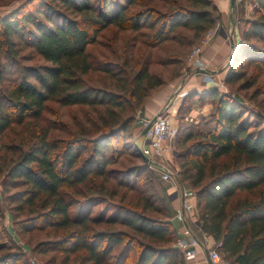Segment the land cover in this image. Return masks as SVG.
I'll return each instance as SVG.
<instances>
[{"label": "trees", "instance_id": "obj_1", "mask_svg": "<svg viewBox=\"0 0 264 264\" xmlns=\"http://www.w3.org/2000/svg\"><path fill=\"white\" fill-rule=\"evenodd\" d=\"M251 1L259 10L244 21L232 65L249 61L261 67L264 62V0ZM99 3L26 0L0 19V139L14 126L40 118L48 102L88 108L80 110L83 117L67 138L52 139L44 126L13 133L8 140L20 143L15 147L0 145L5 148L0 166L5 200L20 234L46 227L67 231L61 239L39 242L36 254L83 250L80 264H187L177 246L168 196L155 186L140 188L128 204L123 195L109 217L87 212L71 218V203L60 190L69 187L97 203L105 197L114 200L120 187L136 190L132 178L149 168L140 153L145 164L139 168L110 166L122 156L120 140L124 145L134 137L137 126L130 129L136 110L165 81L149 72L148 62L137 73L129 72L131 78L110 63L95 65L88 46L99 33L108 26L130 30L142 37V44L157 48L186 28L195 31L198 42L216 25L218 8L214 0H175L166 11L147 8L140 0ZM136 4L141 8L132 11ZM26 50L42 62L18 61L29 59L22 54ZM94 70L119 75L115 89L88 84L84 76ZM238 74L233 66L227 82L240 79ZM206 96L213 110L180 125L174 139L180 181L196 190L201 230L221 243L223 256L232 264H264V116L245 110L236 96L217 88ZM134 146L138 150L137 142ZM9 151L16 157H8ZM1 251L0 264H27L22 254Z\"/></svg>", "mask_w": 264, "mask_h": 264}, {"label": "rangeland", "instance_id": "obj_2", "mask_svg": "<svg viewBox=\"0 0 264 264\" xmlns=\"http://www.w3.org/2000/svg\"><path fill=\"white\" fill-rule=\"evenodd\" d=\"M25 1L26 0H0V19L8 15L11 10L16 9ZM92 1H94L95 4H100L99 0ZM140 1L141 5L152 10L160 9L161 11H166L170 4H172L175 0ZM141 5L136 4L131 10H138L141 8ZM254 5L255 3L253 1L245 0L241 2L239 6H235V27L239 34L244 26V21L251 16H254V13L259 10V8L257 6L254 7ZM62 10L66 11V14H72L70 13V10ZM218 15V12L215 13V16H217L216 21ZM72 16H74V14H72ZM214 27H216V25ZM177 33V39L167 41L159 47L154 48L142 44V37H140V35L136 32H132L130 30H120L114 26H108L99 33L97 41L88 46V52L93 62H95V65L101 66L102 63H110V68H118L116 71L120 70L122 74L127 73V77L129 75L131 78L129 72L137 73L140 70L139 68L145 62H148L149 72L158 79L161 78L165 81L164 85L155 88L151 92V95L147 98L144 106L136 110V122L132 125L130 131L133 126H137L136 128H138V126L141 125L142 119L145 118V106H148L150 101L156 97V95L161 94L162 90L173 82L176 83L175 91H173L174 94L166 98V101L160 105V108L168 103L172 98V104L174 106L170 110V113L174 119L177 129L180 128V125L195 122L203 116L196 114V112L205 110H209V112H211L213 110V100L209 96H206L211 89L208 88L201 92L191 90V88H186L185 86V84L187 85L191 80L189 76L194 74L196 71V68L187 66L185 62L188 53L197 42L194 38L195 31L193 29L180 28ZM22 54L24 56L29 55L30 57L29 59L20 57L18 58V61L20 62H27V64L42 62L40 58L35 57L32 53H30V50L23 51ZM261 65V67H258L255 63L249 61L239 62L238 64L232 65V62L230 61L226 76L231 72L234 66L237 72H239L238 75L240 79L229 83L227 82L225 76L216 82V86L217 90L220 92L236 96L245 110L254 111L264 116V62H262ZM118 76L119 75L113 77L109 73L94 70L93 72L86 74L84 78L90 85L102 88L104 87L107 89H115L114 86L118 85ZM252 80L255 82L251 84ZM120 82L121 81H119V83ZM181 91H185L186 94L176 100L179 92ZM201 95L203 96L201 97ZM81 109L85 112L88 108L85 106H64L55 101L48 102L46 110L40 118L31 120L23 126H14L11 131H7L0 139V145H3L4 142H10L8 139L14 138L15 135L13 133H18L19 130L24 129L28 131V129L35 128L38 131H41L44 126L50 128L49 136L52 139L67 138V132L75 129L77 120H80L83 117V113L80 112ZM136 128H133V139H126V143L124 145H122L124 141L120 140L119 150L123 152L122 156L115 164L111 165L110 168L127 170L131 167L139 168V166H143V164H145L144 161H142V158L139 157L140 152H137L139 151V148L137 150L134 146L136 142H138V146L140 148L144 144L143 139L141 138H144V136H142ZM9 144L14 145L13 147H15V145L20 143L12 141ZM4 152L5 148H1L0 166L5 164V162H3ZM15 155L16 154L12 151L7 153V156L10 158L16 157ZM176 155L172 160L173 164L180 172V163L176 159ZM151 160L153 163H147L149 167L147 170H145L137 179L132 178V181H137L136 183H133L137 187L136 190H128L124 187H120L118 196H116L114 200L109 197L101 199L103 201L100 203H97L96 200H84V198L77 193H72L71 188L64 186L60 192L65 199L71 203V207L69 209L71 218H76L87 212H89L92 217H98L102 214H105L108 217L112 216L116 212L115 206L117 205V202L119 203L121 201L123 195L127 196V200L123 201V203L128 204L130 198L135 197L140 188H147V185L148 187L155 186L159 194L166 198L169 185L160 179L159 173L155 169L158 167L160 168L162 163L156 158H151ZM4 176L5 175L0 172V248H8L9 250L22 254L27 264H31L32 258L36 259L39 264H80L81 258L84 254L83 250L69 254H65L64 252L57 250L49 251L45 254L34 253L33 250L39 242L61 239L65 236L67 231L55 230L52 227H46L20 234L14 226L13 213L10 210V205L5 200V195L3 193ZM187 186L192 188L188 184ZM135 202L136 201H134V203ZM26 214L27 211L25 210L22 216L25 217ZM174 224L177 228V222H174ZM198 234L201 235L200 232H198ZM2 252L3 251H1L0 254ZM221 255L225 261L232 264L231 259H227L222 253Z\"/></svg>", "mask_w": 264, "mask_h": 264}, {"label": "built area", "instance_id": "obj_3", "mask_svg": "<svg viewBox=\"0 0 264 264\" xmlns=\"http://www.w3.org/2000/svg\"><path fill=\"white\" fill-rule=\"evenodd\" d=\"M243 1L245 0H235L234 8ZM233 18L234 21L226 26L225 33L235 44L236 18L235 16ZM221 28H223L221 25L209 28L202 38L193 45L185 59L187 66L196 68L202 62L203 52L213 42ZM185 94V91H181L177 97H183ZM173 106L171 98L151 117L142 119L141 125L138 126L140 134L145 127L150 123L151 125L144 135L145 142L141 150L147 157L156 158L162 163L160 168L155 169L158 171L160 179L169 185L167 194L169 201L174 197L178 200L173 211V219L179 223L177 246L183 252L186 263L195 261L201 252L206 254L210 264H229L219 251L221 243L216 242L212 235L201 230L197 192L180 181L179 170L173 164L172 159L176 155L174 139L178 130L170 113ZM31 264L39 263L32 258Z\"/></svg>", "mask_w": 264, "mask_h": 264}, {"label": "crops", "instance_id": "obj_4", "mask_svg": "<svg viewBox=\"0 0 264 264\" xmlns=\"http://www.w3.org/2000/svg\"><path fill=\"white\" fill-rule=\"evenodd\" d=\"M214 2L219 13L216 26L221 25L223 28L218 31L216 38L205 49L202 54L201 64L196 67L194 74L189 76L191 79L190 82L187 85L185 84L186 88L189 87L194 91L203 92L208 88H217L216 82L226 76L228 70L227 68L234 52V43L225 33V28L229 23L234 21L233 16L235 8L232 6V1L230 2L229 0H214ZM235 38V43H237L240 39V34L237 29L235 32ZM199 68H203L206 72L198 71ZM175 84L176 83L173 82L167 85V87L162 90L161 94L156 95V97L150 101L149 105L145 106V118L152 116L154 112L160 108V105L166 101V98L174 94L173 91H175L176 88ZM176 100H178V97ZM209 113V110L196 112L198 115H208ZM141 138L144 143L145 139L143 137ZM169 202L172 210L174 211L178 200L174 197L170 198ZM177 225V229H179L178 222ZM189 264H210V261L205 253L203 254L200 252L196 260L191 261Z\"/></svg>", "mask_w": 264, "mask_h": 264}, {"label": "water", "instance_id": "obj_5", "mask_svg": "<svg viewBox=\"0 0 264 264\" xmlns=\"http://www.w3.org/2000/svg\"><path fill=\"white\" fill-rule=\"evenodd\" d=\"M234 4H235V0H232V6H234ZM239 44H240V39H239V41L237 43L234 44V52L238 48ZM234 52H233V54L231 56V59L233 58ZM198 71L206 72V70H204L203 68H199ZM150 125H151V123L141 131L142 136H144L146 134V132L149 129ZM136 129L139 131L140 127L136 128ZM139 152L144 157V159L146 160L147 163H149V164L153 163L151 158H149V157H147L146 155L143 154V152H142L140 147H139Z\"/></svg>", "mask_w": 264, "mask_h": 264}]
</instances>
